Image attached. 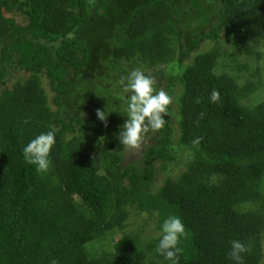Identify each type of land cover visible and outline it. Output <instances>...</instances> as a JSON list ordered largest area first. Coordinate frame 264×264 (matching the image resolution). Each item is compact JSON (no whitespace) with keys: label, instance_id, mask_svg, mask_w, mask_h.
I'll list each match as a JSON object with an SVG mask.
<instances>
[{"label":"trees","instance_id":"1","mask_svg":"<svg viewBox=\"0 0 264 264\" xmlns=\"http://www.w3.org/2000/svg\"><path fill=\"white\" fill-rule=\"evenodd\" d=\"M259 46L264 0H0V264H168L169 216L186 228L180 264H232L233 240L262 264L264 72L241 59ZM137 69L172 103L133 157L118 135ZM48 131L38 174L23 147ZM133 214L151 236L128 230Z\"/></svg>","mask_w":264,"mask_h":264},{"label":"clouds","instance_id":"2","mask_svg":"<svg viewBox=\"0 0 264 264\" xmlns=\"http://www.w3.org/2000/svg\"><path fill=\"white\" fill-rule=\"evenodd\" d=\"M69 39H74V34H69ZM125 112L127 120L121 127L118 140L124 151L130 156L141 155L145 147L148 134L159 133L164 129L172 98L163 89L157 90L155 82L141 70H133L127 76V82L122 85ZM219 93L212 91L209 101L213 104L219 101ZM197 103L200 101L197 100ZM101 122L107 123L108 110H97ZM198 142V141H197ZM56 144L53 131L41 133L30 140L23 147V156L29 165H32L38 174H47L51 167V154ZM160 238L156 252L168 264H180V242L186 234L183 220L177 216L165 218L160 226ZM248 248L239 240L231 242L229 259L232 264H244V254Z\"/></svg>","mask_w":264,"mask_h":264},{"label":"rangeland","instance_id":"3","mask_svg":"<svg viewBox=\"0 0 264 264\" xmlns=\"http://www.w3.org/2000/svg\"><path fill=\"white\" fill-rule=\"evenodd\" d=\"M15 17H16V20L19 19V16L18 15L15 16ZM227 45H228V43H227ZM250 47L251 46L248 45V48H250ZM225 48L226 47H224L223 49H225ZM245 48H247V46ZM255 50H256V52L257 51H261L263 53V55L259 59H256V57H257V54L256 53H254V55H252V56L251 55H247V54H243L241 56L242 62L249 63L250 66L253 69L255 67H260L261 70L264 72V47L263 46H259V47L255 48ZM223 52H225V51H223ZM16 79H17V76H14L13 77V80H10L9 85H11ZM252 81H255V80L252 79ZM241 85H245L244 84V81L241 82ZM46 89L49 91V94L52 97V91L50 90V88L47 87ZM250 98H252V99L249 102L252 103L253 101L260 100L261 97L259 96V93L257 92L256 94H254ZM174 127L177 130V124L176 123L174 124ZM164 178H165V174L160 173L159 180H158V182H156L154 190H157L161 186L162 181L164 180ZM151 227H152V223L151 222H148V219H147L146 216L137 217V216H135L133 214L132 217L130 218V226L128 227V230L130 232H135V233H140V234H142L141 233V231H142L143 232L142 236L144 235L146 237H149V236H151ZM117 235H119V233H117ZM117 235L115 236V238L118 237V239H119L120 236H117ZM262 264H264V260H263Z\"/></svg>","mask_w":264,"mask_h":264}]
</instances>
